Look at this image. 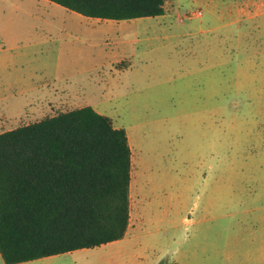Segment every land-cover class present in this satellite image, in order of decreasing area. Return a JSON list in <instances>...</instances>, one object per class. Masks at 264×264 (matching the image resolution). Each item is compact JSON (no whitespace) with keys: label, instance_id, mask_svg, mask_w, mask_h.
Masks as SVG:
<instances>
[{"label":"rangeland","instance_id":"1","mask_svg":"<svg viewBox=\"0 0 264 264\" xmlns=\"http://www.w3.org/2000/svg\"><path fill=\"white\" fill-rule=\"evenodd\" d=\"M99 22L0 0V132L90 106L131 147L124 237L18 264H264V0Z\"/></svg>","mask_w":264,"mask_h":264},{"label":"trees","instance_id":"2","mask_svg":"<svg viewBox=\"0 0 264 264\" xmlns=\"http://www.w3.org/2000/svg\"><path fill=\"white\" fill-rule=\"evenodd\" d=\"M86 17L164 13L166 0H49ZM126 132L90 106L0 132V256L17 264L122 239L129 224Z\"/></svg>","mask_w":264,"mask_h":264},{"label":"crops","instance_id":"3","mask_svg":"<svg viewBox=\"0 0 264 264\" xmlns=\"http://www.w3.org/2000/svg\"><path fill=\"white\" fill-rule=\"evenodd\" d=\"M31 5H32V3H31ZM79 14V13H78ZM81 15V14H80ZM80 19V16H73V17H71V18H69L68 20H67V22L68 21H71V22H74V21H78ZM81 19H83V18H81ZM95 20L97 21V23H100L99 21H101V19L100 18H95ZM103 20H108V19H103ZM79 24H83V22H79ZM84 25V24H83ZM52 30L51 29H49V31L48 32H50V33H52L51 32ZM52 34H48V36L50 37ZM1 53V52H0ZM1 57L2 56H0V60H2L1 59ZM117 59H115L114 61H116ZM15 79H16V82H18V85H17V88H19L20 90H26V89H32V73L31 74H29V76L28 77H26V76H23V77H19V78H15L14 77V81H15ZM34 83V82H33ZM35 84V83H34ZM40 85H42V83L40 84ZM35 86H36V84H35ZM35 86H33V87H35ZM37 87H38V85H37ZM127 135V134H126ZM127 139H128V136H127ZM128 144H129V141H128ZM129 147H130V144H129ZM130 154H131V147H130ZM130 180H131V170H130ZM129 189H130V185H129ZM129 215H130V212H129ZM129 225V224H128ZM128 228V227H127ZM127 232V231H126ZM120 240V239H119ZM116 241H118V240H116ZM77 250H79V249H77ZM73 251H76V250H73ZM48 257V256H47ZM0 259H1V261H2V258H1V256H0ZM27 262V261H26ZM2 263H3V261H2ZM22 263H24V262H22ZM4 264V263H3ZM18 264V263H17Z\"/></svg>","mask_w":264,"mask_h":264},{"label":"built area","instance_id":"4","mask_svg":"<svg viewBox=\"0 0 264 264\" xmlns=\"http://www.w3.org/2000/svg\"><path fill=\"white\" fill-rule=\"evenodd\" d=\"M192 15H194V16H200L201 15V11L200 10H197Z\"/></svg>","mask_w":264,"mask_h":264}]
</instances>
